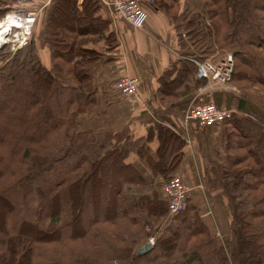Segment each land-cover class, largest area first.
<instances>
[{"label": "trees", "instance_id": "obj_1", "mask_svg": "<svg viewBox=\"0 0 264 264\" xmlns=\"http://www.w3.org/2000/svg\"><path fill=\"white\" fill-rule=\"evenodd\" d=\"M153 1L164 4L178 36L177 62L160 82L164 110L191 102L205 85L192 79V60L217 61L233 53L230 85L239 97L231 110L252 118L218 127L227 156L224 193L235 200L232 232L238 244L231 256L242 264H264V169L235 154L245 149L241 135L247 131L255 134L253 146L264 148V106L241 89L247 82L264 85V52L254 47L264 42V16L258 13H264V0H199L200 13L179 17L172 12L177 1ZM34 2L0 0V20L12 11L38 12L31 10ZM76 2L52 0L43 31L38 35L35 25L28 45L9 60L3 57L8 61L0 70V264H230L197 199L189 198L181 213L167 217L163 186L181 178L176 172L185 140L159 127L151 154L142 140L109 134L90 142L91 133L79 130V118L96 102L87 70L100 60L87 47L88 28L77 26L89 22L88 5L95 11L97 2H84L82 14ZM80 15L84 18L74 20ZM130 154L145 159L151 182L129 161ZM167 222L155 232L152 248L139 255L150 233Z\"/></svg>", "mask_w": 264, "mask_h": 264}, {"label": "crops", "instance_id": "obj_2", "mask_svg": "<svg viewBox=\"0 0 264 264\" xmlns=\"http://www.w3.org/2000/svg\"><path fill=\"white\" fill-rule=\"evenodd\" d=\"M86 1L77 0L76 7L79 14H82L83 4ZM94 1L97 2V6L93 10H96L91 11V4L87 9L90 19L89 27H87L89 40L87 47L94 49L98 54L100 61L96 68H93L92 79L96 78L102 85L99 87L95 83L98 87L96 89L97 103L89 115L80 117L81 120H86V122L82 120L85 129L88 128L91 131L90 140H98L101 135L111 133L115 135V139L128 137L131 141L142 140L153 154L158 146L157 129L169 128L175 135L186 141L183 163L176 173L190 186L191 200L197 199L203 189L206 192L213 190L211 185L219 187L220 182L211 180V175L208 173L209 164L201 150L203 145L196 142V138H200V133L194 128H186L182 121L183 111L190 101L182 100L170 106L168 110H164L158 100L162 91L161 79L171 71L178 59L176 24L164 4L142 0L148 19L144 28L137 30L109 18L108 4L113 0ZM175 1L177 6L175 10L172 9V12L178 17L185 15L186 11H189L190 15L201 11L199 0ZM165 2L170 3L169 0ZM51 6L52 0H35L32 6L31 10L36 9L39 15L35 27L38 35L44 29L45 18ZM33 13L37 12L33 11ZM80 18L84 16H76L74 20ZM218 59L221 58L218 57ZM112 67H115L118 76L128 75L138 81L135 97L125 99L116 94L117 92H113V99H110V95L107 96L111 90L108 89V82L109 69L112 70ZM192 79L198 80L195 74ZM215 93L212 96L214 98L219 93L227 92L220 90ZM209 136L210 132L207 140H210ZM129 161L135 164L148 181H152L154 176L151 167L145 163V159L140 160L135 154H130ZM195 191L198 192L197 196H194ZM219 191V194L212 195L213 199H208L209 204L204 202L205 207L219 210L225 224L229 226V214L224 211L228 210V201L222 197V191ZM197 203L198 205L202 203L199 197ZM229 232H231V225Z\"/></svg>", "mask_w": 264, "mask_h": 264}, {"label": "built area", "instance_id": "obj_3", "mask_svg": "<svg viewBox=\"0 0 264 264\" xmlns=\"http://www.w3.org/2000/svg\"><path fill=\"white\" fill-rule=\"evenodd\" d=\"M142 2V0H113L108 4L109 18L137 30L143 29L148 15ZM150 2L153 3V0ZM37 17V13H28L24 16L15 13L6 15L0 22L16 26L10 29L6 42H1L3 47H8L13 53L26 47L32 37ZM20 22L23 24L21 28L17 27L21 26ZM196 66L197 78L205 80V86L198 91L197 96L205 94L210 96L220 90L236 93V89L230 85L233 71L232 55L228 54L224 60L207 59L196 63ZM137 84L136 79L122 75L116 80L114 89L122 98L130 99L137 95ZM233 118L232 110L218 108L212 101L197 103L195 99L188 104L182 114V121L186 128H189L191 122H195L200 129L217 127ZM163 192L167 198L168 219L171 220L184 210L185 203L190 198L191 188L181 178L173 177L164 184ZM149 244L152 245V241Z\"/></svg>", "mask_w": 264, "mask_h": 264}, {"label": "rangeland", "instance_id": "obj_4", "mask_svg": "<svg viewBox=\"0 0 264 264\" xmlns=\"http://www.w3.org/2000/svg\"><path fill=\"white\" fill-rule=\"evenodd\" d=\"M253 7L256 10L255 6H253ZM8 13H11V12H8ZM258 13L261 16H264V13H260V12H258ZM88 23H89L88 21L83 20V21H80L77 26L79 28H87V27H89ZM34 36H35V33H33V37ZM254 47H255V49L257 47V50H259L261 54L264 52V42H263V45H257L256 44V46H254ZM16 52L13 53L8 47H3L2 48V50L0 51V70L7 63V61L10 58H12V56H14V54ZM39 52H42V50L40 49ZM228 54L233 56V53H226L225 56L228 55ZM6 56H9L7 61H5L3 59V57H6ZM240 63H243V62L240 61ZM93 68H96V67L94 66V67H91V68H89L87 70V73L90 75L91 79H92ZM109 71H110L109 72L110 79H109V82H108V84H109L108 85V89H111V90H110V93H108L107 96L110 95L111 96L110 99H113V94L116 93V91L114 89V84H115L116 80L118 79V77H119L118 75L119 74H118L117 70L115 69V67H112V70L109 69ZM93 81H95V82L93 83ZM92 83H93V85H94V87L96 89H98L96 84L99 87H101V85H102L101 83H99L98 80H96V78L92 79ZM235 84L237 86H239V88H241V86H242V85L237 84V83H235ZM243 88H245V89H243ZM241 89H243L246 94L252 95L254 100L256 99V101H258V103L260 105L264 106V85H260V84H257V83L248 84V82H247L246 87H242ZM33 94H34V92H31V95H33ZM197 94H198V91H197V93L195 94V96L193 98V99H195V102H197V103L203 102V101L208 99L205 96L196 97ZM238 97H239L238 94L227 92V93H223V94L219 93L216 98L212 97L210 99L212 100V102L215 105L217 104L218 107H221V108H224V109L229 108L227 110H231V109L235 110L234 109V104H235L236 98H238ZM228 102H229V104H228ZM96 103H97V97H96L95 104ZM235 112H234V119H237V120H241L242 118H246V117H251V116H248L249 114H246V113L244 114V113H240V112H237V111H235ZM79 120H80V122H79V130L80 131H89L91 133V131L88 128L85 129V125L82 122V120L84 122H86V120H84V119L81 120L80 118H79ZM82 126H83V128H82ZM189 128H194L197 132L200 133V138L197 137L196 138V142L198 144L200 143V144L203 145L201 150H202V153H203L204 157L207 160V163L209 164L208 173H210V175H211V180L220 182L219 187L211 185L213 187V190L215 189L214 191L210 190V189H208V190H210L208 192H206L205 189L201 190L200 196L203 198V199H201L202 203H199V205H198L197 200H195L196 204L198 205L199 212H200L201 216H203L206 225L210 228V230L212 232V235L214 236V238L216 240V243L218 244V246L223 248V250H224V252H225V254H226L227 258H228V261L230 262V264H242L241 262H235L234 259L231 256V254L234 251H236L238 243H237L236 236L233 235V232H232L233 229H234V223H232V218H233V213H234L235 200H234L233 197H231V196H229V195H227V194H225L223 192L225 190V185L226 184H225V181L223 180V175H222L221 170H223L224 168L227 167V159H226L227 156L225 154L223 137H222V133L223 132H222V130L220 128H218L216 126L211 127V128L200 129V128L197 127L195 122H191L190 125H189ZM212 129H214V130H212ZM209 132L211 134L212 139L207 140ZM109 134L111 135V133H109ZM109 134H103V135H101L99 137V139H104L107 136H109ZM241 139L245 140V143H246L245 149L244 150L237 149L235 151V154L243 155L245 160L247 158H249V160L247 161V163H249L248 166H250V167H260V168L264 169V158H263V149L264 148L261 149L259 147H255V145L253 146V143L256 140L255 134L253 132H251V131H247V133L245 135H241ZM95 141H97V140H90V142H95ZM250 155H252L253 157L252 156L250 157ZM106 173H107L108 176H111V172H109V173L106 172ZM155 184H156V186L160 187L163 184V182L159 181L158 179H156L154 185ZM219 190L222 191V197L226 198L227 201H228V205H227V209L228 210L227 211L224 210V211L227 214H229L230 225L232 223L231 232H229L230 225L227 226L225 224V221L221 217V214H220L219 210L212 209L209 206L205 207L206 203H204V202H208V204H209L208 199L209 200L213 199L212 195L213 194H216V195L219 194L220 193ZM81 211H82L81 219H84L83 218L84 208H82ZM167 217H168V214H167ZM168 225H169V223L167 222V223L161 225L157 230L155 229L151 233H150V230L147 229V231L151 235H150L149 238H147L145 244H147L150 241H152V245L151 246H153L154 241H155V236H154L155 232L157 231V234H159V232L164 230ZM144 245L141 248H143Z\"/></svg>", "mask_w": 264, "mask_h": 264}, {"label": "bare ground", "instance_id": "obj_5", "mask_svg": "<svg viewBox=\"0 0 264 264\" xmlns=\"http://www.w3.org/2000/svg\"><path fill=\"white\" fill-rule=\"evenodd\" d=\"M11 13H15V12H11ZM29 13H33V12H29ZM9 14V13H8ZM7 14V15H8ZM15 14H17V13H15ZM28 14V13H27ZM37 14H38V12H37ZM19 15V14H18ZM26 15V14H25ZM22 16H24V15H22ZM18 17H20V16H18ZM5 18V17H4ZM3 18V19H4ZM3 19H1V20H3ZM11 19V18H10ZM0 20V21H1ZM12 21H13V19H11ZM20 25L21 26H17V27H22L23 26V24L20 22ZM16 25H10V24H8L7 22L5 23V22H0V42H6V40H7V38H8V36H9V31H10V29H14V27H15ZM34 31V30H33ZM23 49V48H22ZM21 50V49H20ZM17 51H19V50H17ZM228 55H226V56H224L222 59L224 60L226 57H227ZM233 58V57H232ZM193 61V63L195 64V66H196V63H201V62H199V61H196V60H192ZM195 76H196V78H197V66H196V73H195ZM198 80H202V81H204L205 82V80H203V79H199V78H197ZM205 86V85H204ZM203 86V87H204ZM202 87V88H203Z\"/></svg>", "mask_w": 264, "mask_h": 264}, {"label": "water", "instance_id": "obj_6", "mask_svg": "<svg viewBox=\"0 0 264 264\" xmlns=\"http://www.w3.org/2000/svg\"><path fill=\"white\" fill-rule=\"evenodd\" d=\"M3 46H4V45L0 42V51L2 50ZM151 248H152V246H151L149 243H147V244L144 245L143 248L139 249V250L137 251V253H138L139 255H140V254H144V253L148 252Z\"/></svg>", "mask_w": 264, "mask_h": 264}]
</instances>
